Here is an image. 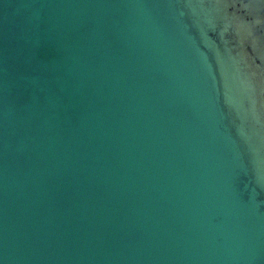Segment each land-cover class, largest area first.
Masks as SVG:
<instances>
[{
  "label": "water",
  "instance_id": "obj_1",
  "mask_svg": "<svg viewBox=\"0 0 264 264\" xmlns=\"http://www.w3.org/2000/svg\"><path fill=\"white\" fill-rule=\"evenodd\" d=\"M0 264H264V0H0Z\"/></svg>",
  "mask_w": 264,
  "mask_h": 264
}]
</instances>
